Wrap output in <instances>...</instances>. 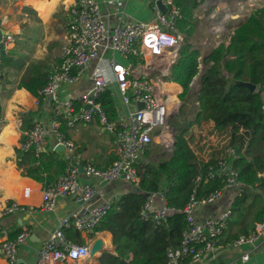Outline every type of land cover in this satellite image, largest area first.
<instances>
[{"label": "built area", "instance_id": "built-area-1", "mask_svg": "<svg viewBox=\"0 0 264 264\" xmlns=\"http://www.w3.org/2000/svg\"><path fill=\"white\" fill-rule=\"evenodd\" d=\"M166 7L164 12L160 5H155V15L149 20L119 22L110 26L101 10L98 0H77L71 8L72 20L66 33L62 48L60 68L49 75L47 83L35 95L36 104L50 102L53 105V118L49 126L38 121L25 132V138L20 143V149L37 152L45 149L49 136H53L57 145L62 144L68 151L65 172L43 190V211H53L57 199L61 196H72L80 209L89 205L97 195V187L91 182H82L79 178L83 172L88 178L96 177L102 182L124 179L131 186L140 182L137 164L145 158L152 143L164 138L168 131L175 135V127L170 126L169 119L172 110L169 107L168 96L150 76L146 63L121 62L116 54L129 59L140 57L151 59L154 67L164 62H175L178 50L184 43L185 35L178 28L177 22L183 17L181 0H160ZM203 1V0H195ZM5 46L14 42L11 34H5L2 40ZM111 53L112 56L108 57ZM170 58L167 60V56ZM99 63L93 68V85L88 93L74 98H62L58 92L64 81H75L80 72L89 68L93 60ZM107 60L106 64L103 63ZM79 69L73 74V69ZM152 70V66L150 67ZM112 85L120 95L123 112L111 120L103 110L97 97ZM264 89V81L262 83ZM52 97V98H51ZM142 103L143 106L139 107ZM264 123V100L262 101ZM98 116L103 130L114 134L116 159L107 168L98 167L92 163L81 165L75 158L81 156L75 142L62 129L65 122L73 127L80 122H90ZM173 148L170 150L172 151ZM236 157L234 148H228L227 157H222L216 165H211L206 173V180L220 178L225 184L220 190L205 197H197L193 192L184 208L185 227L179 247H169L166 264H181L190 259L201 263L210 253L225 248H238L255 243L264 237V216L250 233H243L230 243L222 240L226 236L232 208L226 209L220 215L198 219L196 211L199 206L215 203L227 188H234L236 195L241 196L246 185L239 178V171L232 166ZM264 180V170L258 173ZM198 175L196 181H200ZM166 189L148 194L140 210V217L145 221L161 224L169 211L174 210L168 203ZM163 203L158 206L156 200ZM113 203L110 201L97 204L81 212L80 209L66 214L48 237L42 242L36 264H77L87 258L92 249L90 243L74 242L68 235V230L93 232L102 219L108 214ZM37 209L13 202L0 209V232L3 231L2 220L19 212H33ZM29 230L21 231L14 238L1 241V249L8 264H19V246L25 242ZM249 251L242 254L243 262L249 261Z\"/></svg>", "mask_w": 264, "mask_h": 264}, {"label": "crops", "instance_id": "crops-1", "mask_svg": "<svg viewBox=\"0 0 264 264\" xmlns=\"http://www.w3.org/2000/svg\"><path fill=\"white\" fill-rule=\"evenodd\" d=\"M76 1L0 0V44L3 43L5 34H11L14 37L12 44L0 47V209L13 202L37 209L33 212L15 213L2 220L0 264H8L1 249V241L5 238H14L24 230H29L30 234L19 246V264H36L42 242L58 227L66 214L80 209L72 196L59 197L53 211L40 209L46 182L54 180L59 175L62 171L59 162L68 158L66 148L65 151L56 149L57 142L53 136H49L45 152L36 162L27 157L20 163V156L17 152L21 141L25 138L26 131L38 121L49 126L53 118V105L50 102L37 105L35 94L21 84L44 83L49 75L60 68L62 48L72 20L71 8ZM98 1L110 26L119 22L149 20L155 15L156 3L161 2L160 0ZM180 5L183 17L177 22V26L185 37H190L195 46L201 50L202 59L221 43L228 44L234 30L249 18L253 10L262 7L264 0H181ZM111 56L112 54L109 53L108 57ZM115 56L121 62L133 63L119 54ZM169 58L168 55L167 60ZM147 61L145 59V62ZM106 62L107 60H104L103 63L106 64ZM98 63L99 60H93L90 67L81 72L77 68L73 69L74 75L80 72L81 76L72 82L64 81L58 92L59 96L74 98L88 93L93 85V68ZM173 63L168 60L163 65H159L160 71L167 75ZM204 68L205 65L201 63L200 72L192 82V91L198 89ZM164 84L170 107V97H175L176 93L179 95L183 87L173 81H166ZM111 89L116 98L119 113H121L124 106L120 95L115 85H112ZM262 98L264 100V92ZM170 108L172 110V107ZM178 128L177 125L175 135ZM62 129L75 142L81 154L79 158H75V161L81 167L92 163L98 167L107 168L116 159L114 134L103 130L98 116L90 122H80L73 127L64 122ZM154 143H159V140L156 139L152 143L147 151L150 155L146 153L143 160L160 161L173 151L164 154L155 153ZM79 178L82 182L93 183L98 191L91 203L80 209L81 212L107 201L113 203L133 187L124 179L102 182L96 177H86L83 172L80 173ZM236 196L234 188L227 189L215 203L198 207L196 211L198 219L220 215L228 208L233 210ZM156 203L158 206L163 205L160 199H157ZM233 213L231 220H235ZM246 220H238L236 227L248 226ZM257 223L250 232L256 228ZM248 227L251 228L252 225ZM66 233L74 242L90 243L92 248L96 240L101 239L103 242L100 251L92 253L91 249L90 255L78 261L77 264H102L105 251L118 255L113 235L108 230H94L90 233L68 230ZM92 233H94L93 237H91ZM241 233V231L230 232L231 235ZM230 234L228 233L229 236L226 235L223 238L224 243H230L235 239ZM247 251L251 253V258L243 262L242 254ZM133 256L134 252L130 251L129 258L126 260L130 261ZM181 264H264V237H260L253 244L217 250L206 256L201 263L187 259Z\"/></svg>", "mask_w": 264, "mask_h": 264}, {"label": "trees", "instance_id": "trees-1", "mask_svg": "<svg viewBox=\"0 0 264 264\" xmlns=\"http://www.w3.org/2000/svg\"><path fill=\"white\" fill-rule=\"evenodd\" d=\"M202 52L190 37H185L178 50V56L164 81H173L183 87L180 99H190L193 114L187 123L179 124L175 135L173 151L160 161L150 159L137 164L140 182L139 191L134 187L113 202L112 208L102 219L95 231L108 230L113 235L118 255L105 251L102 264H166L169 247H179L185 227V214L181 212L193 192L197 197H205L220 190L224 183L220 178L206 180L211 165H216L222 157H227L228 147L223 156L208 160L201 159L193 147L195 140L191 126H212V131L229 136V147L236 151L232 166L239 171L240 180L246 185L245 192L236 196L233 205L235 220L253 216V225L241 226V234L250 233L255 223L264 216V180L258 173L264 170V123L262 111V83L264 81V5L252 11L249 18L240 24L228 44L221 43L201 59ZM133 63H144L143 58L130 57ZM205 68L201 73L199 87L192 91V82L200 72V64ZM243 82H252L262 92L251 91ZM47 83H22L35 95ZM97 101L111 120L117 118L119 109L113 91L108 88L97 97ZM20 163L27 157L38 161L45 152L17 150ZM150 155V152L147 153ZM62 173L46 184L56 181L64 172L67 159L59 162ZM202 175L200 181H196ZM167 190L168 203L174 210L169 211L161 224L145 221L140 210L148 194ZM229 189V188H227ZM226 189V190H227ZM231 235V234H230ZM231 235L233 238L240 234ZM94 233L91 234V237ZM235 236V237H234ZM229 238V239H233ZM134 256L130 261L129 252Z\"/></svg>", "mask_w": 264, "mask_h": 264}, {"label": "rangeland", "instance_id": "rangeland-1", "mask_svg": "<svg viewBox=\"0 0 264 264\" xmlns=\"http://www.w3.org/2000/svg\"><path fill=\"white\" fill-rule=\"evenodd\" d=\"M148 61L146 63V67L149 68L150 76L153 80L160 86L162 90L165 89L164 87V74L160 71L161 67L157 68L151 64V59L147 58ZM144 63V64H145ZM152 66V70L151 67ZM195 86V84H193ZM166 94H168L166 92ZM170 107H172V116L169 119L170 126H177L179 124L187 123L191 119V115L193 114V106H191L192 98L188 99H180L178 93H176L175 97H170ZM179 129V128H178ZM212 126L210 124H206L203 126L194 125L191 126V130L194 133L195 140L193 142V147L198 153V156L201 159L208 160L211 157H214L216 154L218 157L224 155L227 147L230 148L229 144V136L224 134L220 135L216 131H212ZM164 138L159 139V143H154L155 146V153L164 154L168 153L173 147L175 142V136L172 135L171 131H168ZM217 153L215 154V152ZM210 204H213L210 203ZM253 216L249 217L246 222L248 226L253 225ZM231 220V219H229ZM233 222V220L229 221ZM246 224V223H245ZM230 225V224H229ZM229 228V226H228ZM231 230L234 232H238L241 230V227H236V225L230 227Z\"/></svg>", "mask_w": 264, "mask_h": 264}, {"label": "water", "instance_id": "water-1", "mask_svg": "<svg viewBox=\"0 0 264 264\" xmlns=\"http://www.w3.org/2000/svg\"><path fill=\"white\" fill-rule=\"evenodd\" d=\"M158 4L160 5L161 9H162L164 12H166V10H167L166 7H165L161 2H158ZM3 45H4V44L1 43V44H0V47H3ZM243 84L246 85L247 87H249L250 90H251L252 92H253V91H257V92H259V93L262 92V90H261V89H258V88H257V85H255V84L252 83V82H243ZM51 98H52V97H51ZM142 106H143V104L140 103V104H139V107H142ZM56 149H57V150L65 151V146L62 145V144H59V145L56 146ZM81 171H83V167H81ZM134 191H135V192H138V191H139L138 186H134ZM102 246H103V242H102V240H101V239L96 240V242L94 243L93 248H92V253H96L97 251H100V250L102 249Z\"/></svg>", "mask_w": 264, "mask_h": 264}, {"label": "bare ground", "instance_id": "bare-ground-1", "mask_svg": "<svg viewBox=\"0 0 264 264\" xmlns=\"http://www.w3.org/2000/svg\"><path fill=\"white\" fill-rule=\"evenodd\" d=\"M164 87H165V84H164ZM169 91V90H168Z\"/></svg>", "mask_w": 264, "mask_h": 264}]
</instances>
